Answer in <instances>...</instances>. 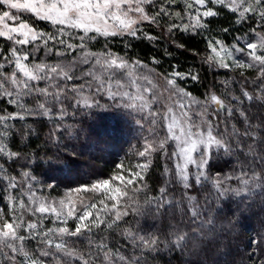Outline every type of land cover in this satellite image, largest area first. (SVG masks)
Segmentation results:
<instances>
[{
  "label": "snow or ice",
  "instance_id": "snow-or-ice-1",
  "mask_svg": "<svg viewBox=\"0 0 264 264\" xmlns=\"http://www.w3.org/2000/svg\"><path fill=\"white\" fill-rule=\"evenodd\" d=\"M0 264H264V0H0Z\"/></svg>",
  "mask_w": 264,
  "mask_h": 264
},
{
  "label": "trees",
  "instance_id": "trees-1",
  "mask_svg": "<svg viewBox=\"0 0 264 264\" xmlns=\"http://www.w3.org/2000/svg\"><path fill=\"white\" fill-rule=\"evenodd\" d=\"M221 22L224 23L225 25H227V23H228L227 18L222 17ZM37 27L38 28H46V24H45V22H37ZM147 30H150V29H147ZM155 32H159V29H155ZM237 34H239V33H237ZM184 40L187 41V44L189 46L197 45L199 49L204 48V45L202 43H199L200 37H197L195 40H190L188 38V35L184 34ZM122 47H123V45H120V44L113 45L114 50L117 48H122ZM132 54L137 55L143 59V58H146V57L152 55L153 53H152L149 42H140L136 45V47L134 49H132ZM176 56H177V59H179V61L181 62V64L197 65V66L199 64L198 60L193 59L191 53H184V54L177 53ZM163 67L167 68L168 64L164 63ZM248 74L251 75V73H248ZM232 75L235 76L236 73H232ZM201 77H202V83L194 84L192 82H189L187 84V87L192 91L193 95L197 96V97H199L202 93H204L206 88L211 87L214 79L215 80H222L225 78L223 71H220L219 74H214V71H207L206 74H205V72H201ZM33 127L40 134V139H37L36 136L33 135L31 137V143L29 145V150L32 147H35L36 145L42 144L43 137L48 131V127H47L46 122L44 125L36 123L33 125ZM17 142L20 143L19 137H17ZM24 143H27V141H24ZM131 143L135 144L136 141L132 140ZM124 151L125 152L128 151V145L127 144L124 146ZM120 156H121V158H123L124 152H121ZM97 164L100 168L104 169L105 172L111 171L112 167H113V164L111 161H109L107 164H105L103 161H97ZM153 176L155 177V172L153 173ZM84 179H87V177H84ZM72 186H75V185L73 184ZM64 192H65V185L61 184L60 187L55 192H52L51 194L53 196H61L64 194Z\"/></svg>",
  "mask_w": 264,
  "mask_h": 264
},
{
  "label": "rangeland",
  "instance_id": "rangeland-1",
  "mask_svg": "<svg viewBox=\"0 0 264 264\" xmlns=\"http://www.w3.org/2000/svg\"><path fill=\"white\" fill-rule=\"evenodd\" d=\"M40 22H42V21H40Z\"/></svg>",
  "mask_w": 264,
  "mask_h": 264
}]
</instances>
